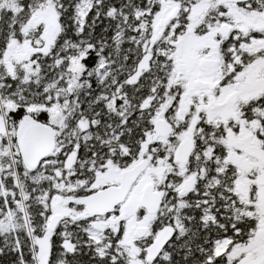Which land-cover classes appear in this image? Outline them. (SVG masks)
Masks as SVG:
<instances>
[{
    "label": "snow or ice",
    "instance_id": "obj_1",
    "mask_svg": "<svg viewBox=\"0 0 264 264\" xmlns=\"http://www.w3.org/2000/svg\"><path fill=\"white\" fill-rule=\"evenodd\" d=\"M0 264H264V0H0Z\"/></svg>",
    "mask_w": 264,
    "mask_h": 264
}]
</instances>
